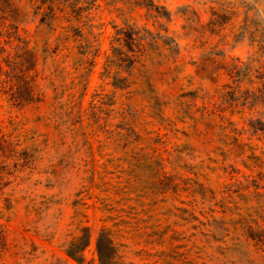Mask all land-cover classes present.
<instances>
[{
  "label": "rangeland",
  "instance_id": "obj_1",
  "mask_svg": "<svg viewBox=\"0 0 264 264\" xmlns=\"http://www.w3.org/2000/svg\"><path fill=\"white\" fill-rule=\"evenodd\" d=\"M15 1L39 100L0 93V264H101L102 227L121 264H264V0Z\"/></svg>",
  "mask_w": 264,
  "mask_h": 264
},
{
  "label": "trees",
  "instance_id": "obj_2",
  "mask_svg": "<svg viewBox=\"0 0 264 264\" xmlns=\"http://www.w3.org/2000/svg\"><path fill=\"white\" fill-rule=\"evenodd\" d=\"M153 4L149 0L148 5ZM36 6L41 7L40 3ZM161 14L168 15V11L163 9ZM26 15V5L15 0H0V37H6V41L0 42V93L8 97L5 103L15 109L39 100L36 91L37 55L29 46L30 32L24 26ZM41 22H44L43 19ZM158 37L164 41L168 36L159 34ZM3 103L0 99V105ZM87 229L85 226L82 231L86 233ZM88 241V233L78 236L67 248L68 256L79 262L81 251ZM96 247L101 264H121L117 258V248L103 227L99 230Z\"/></svg>",
  "mask_w": 264,
  "mask_h": 264
}]
</instances>
